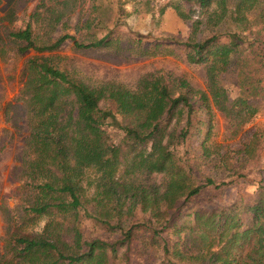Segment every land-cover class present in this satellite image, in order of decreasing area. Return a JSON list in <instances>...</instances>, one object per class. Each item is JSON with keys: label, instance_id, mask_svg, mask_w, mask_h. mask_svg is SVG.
<instances>
[{"label": "trees", "instance_id": "1", "mask_svg": "<svg viewBox=\"0 0 264 264\" xmlns=\"http://www.w3.org/2000/svg\"><path fill=\"white\" fill-rule=\"evenodd\" d=\"M180 2L172 6L188 25L185 38L129 30L127 51L201 65L205 89L163 71L141 75L133 87L90 85L60 55L66 44L118 46L126 17L154 13V0H41L8 31L18 54H37L21 71L28 134L0 264H129L134 241L156 264H264V184L227 201L221 192L231 176L204 174L203 157L189 154L201 111L208 129L213 106L238 127L256 112L249 98L264 97V0ZM228 75L238 88L232 100ZM263 150L257 127L242 149L254 173L264 171L257 167ZM87 169L97 174L90 196Z\"/></svg>", "mask_w": 264, "mask_h": 264}, {"label": "rangeland", "instance_id": "2", "mask_svg": "<svg viewBox=\"0 0 264 264\" xmlns=\"http://www.w3.org/2000/svg\"><path fill=\"white\" fill-rule=\"evenodd\" d=\"M40 1L0 0V261L4 235L8 228L5 213L20 203L17 175L24 139L28 134L22 100L19 98L22 86L21 71L25 60L37 54L33 50L23 55L18 54L7 34L8 31L22 26L28 15L41 5ZM178 1L182 4L180 0H154V13L131 14L126 17V24L119 27L124 40L118 46L76 51L70 44H66L59 53L90 85L115 82L133 87L141 75L163 71L173 76H185L197 88L205 89L206 73L201 65L189 64L182 56H135L127 51V47L130 46L127 38L129 30L139 31L145 35L151 33L152 36H158L163 32L185 38L189 30L188 25L172 6V3ZM131 8V4L126 5V9ZM153 31L157 35H153ZM261 54L264 61V47ZM233 82L234 75H228L226 85L231 100L238 94V88ZM249 102L256 108V112L247 115L245 122L238 127L213 106L211 127L208 129L209 113L201 111L199 115L204 122L193 128L189 139V154L203 157L201 169L204 174L216 180L229 176H231L229 179H233L232 184L222 187V197L227 201H232L239 194L248 198L255 194L260 182L264 184V171L252 172L254 163L252 161L245 163V156L242 153L244 142L250 138L255 128H264V97H250ZM203 139H206L204 147ZM204 148L207 155H203ZM258 161L260 163H257V167H263L264 150L258 156ZM235 170L239 172H234ZM238 173L242 176H238ZM96 177L94 170H86L82 184L89 196L93 192ZM185 220L186 218L179 219L176 226L180 227ZM86 226L91 230V226L87 224ZM37 228L38 226L35 227ZM139 249V244L134 241L129 252V264H156L153 258L143 256Z\"/></svg>", "mask_w": 264, "mask_h": 264}]
</instances>
